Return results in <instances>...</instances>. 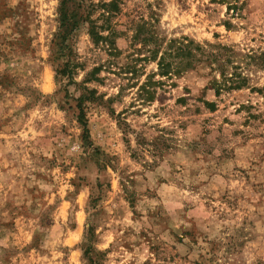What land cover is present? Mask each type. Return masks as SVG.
<instances>
[{
  "label": "rangeland",
  "instance_id": "obj_1",
  "mask_svg": "<svg viewBox=\"0 0 264 264\" xmlns=\"http://www.w3.org/2000/svg\"><path fill=\"white\" fill-rule=\"evenodd\" d=\"M59 1L0 0V264H264V0H117V55L70 37L78 85L51 61ZM141 21L199 60L152 76Z\"/></svg>",
  "mask_w": 264,
  "mask_h": 264
},
{
  "label": "trees",
  "instance_id": "obj_2",
  "mask_svg": "<svg viewBox=\"0 0 264 264\" xmlns=\"http://www.w3.org/2000/svg\"><path fill=\"white\" fill-rule=\"evenodd\" d=\"M120 10L117 0L108 2L94 3L91 0H60L57 6V30L53 35L51 44L53 51L51 52V61L56 64L55 76L65 79L67 84L78 83L74 80L77 71L82 69V64L78 60V55L74 51L72 44L69 43L70 37L81 24L87 25V34L91 43L95 47L103 48L107 54L117 55L115 43L116 30L112 23V17ZM94 14H96L94 16ZM148 22L141 21L137 23L133 41L138 42L145 50L147 55L140 57L144 60L155 61L157 65L156 73L154 75L160 78L170 79L181 73L182 68L193 66V61H198L196 53H202L204 49L189 41L186 37L181 39H168L159 38L153 30V27L148 26ZM225 49L226 47H221ZM172 59H177V62ZM100 71V67H94L89 72L85 73L84 79L79 84L81 93L76 100V108L78 110L77 121L85 129V104L97 100L96 91L85 85L90 81L98 80L96 74ZM151 75V74H150ZM222 79L227 77L222 73ZM152 76L148 78L140 86V89L145 90L147 94H151L149 100L153 99L152 92L149 91L147 85L155 84L151 80ZM156 84H163V81H155ZM236 84H239L236 81ZM232 84V83H231ZM220 83L214 81L211 83V88L215 93L220 90ZM227 88V87H226ZM237 88V85H236ZM210 105V103H208Z\"/></svg>",
  "mask_w": 264,
  "mask_h": 264
}]
</instances>
